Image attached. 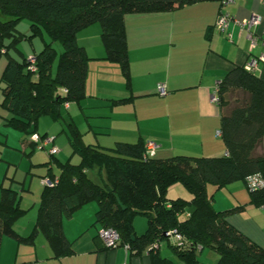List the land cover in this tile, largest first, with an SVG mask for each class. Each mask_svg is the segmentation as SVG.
Wrapping results in <instances>:
<instances>
[{"label": "trees", "instance_id": "obj_1", "mask_svg": "<svg viewBox=\"0 0 264 264\" xmlns=\"http://www.w3.org/2000/svg\"><path fill=\"white\" fill-rule=\"evenodd\" d=\"M200 1L210 0H0V53L7 54L8 48L21 37L39 34L43 39L42 49L32 55L34 71L24 57L17 60L8 56L4 64L0 74V106L8 113L3 118L4 125L28 137L31 154L36 142L30 140V135L47 136L37 131L38 118L48 116L58 121L62 105L77 103L85 97L91 58L76 41L79 30L93 23L100 26L103 59L119 65L128 86L125 17L166 12ZM22 19L30 22L28 36L16 30ZM56 42L60 51L53 47ZM215 96L221 112L220 136L227 152L221 156L149 157L144 155V141L140 140L118 141L109 147L85 144L81 132L70 122L67 140L71 155H77L79 160L61 161L55 154L48 155L47 161L40 164L46 167L42 178L57 177V182L51 186L42 184L34 226L28 235H20L13 227L15 220L26 212L19 204L20 193L11 186H0V244L3 237H10L18 244L30 245L40 233L53 258L71 255L72 242L63 233V220L94 202V224L118 233L116 247L127 245L128 252L135 255L147 251L151 264H175L161 256L158 249L148 250L155 242H168L164 232L170 229L185 237V247L168 242L182 264H203L196 252L206 247L218 254L215 264H264V247L227 221L229 214L243 206L216 210L212 194L207 192L208 184L217 190L234 181L245 182L253 173L264 177V79L244 65H236L217 83ZM95 167L102 184L88 175L87 171ZM175 184L182 186L190 197L168 199L167 192ZM248 191L250 203L264 205V187ZM138 215L146 219L141 234L135 232L133 225Z\"/></svg>", "mask_w": 264, "mask_h": 264}, {"label": "crops", "instance_id": "obj_2", "mask_svg": "<svg viewBox=\"0 0 264 264\" xmlns=\"http://www.w3.org/2000/svg\"><path fill=\"white\" fill-rule=\"evenodd\" d=\"M221 9L236 20L246 19L253 13L259 15L261 22L253 30L264 37V0H234ZM219 10L220 2L210 0L161 13L126 16L128 86L119 65L103 59L100 26L93 23L79 30L76 41L91 58L87 67L85 97L77 103L64 104L62 108L81 132L83 142L109 147L118 141L151 140L157 146L156 158L221 156L226 150L221 136L216 134L221 112L212 98L217 83L232 67L245 65L250 56L264 51V46L249 50L245 31L234 22L230 23L226 33L217 31L213 25ZM254 74L264 79V62L259 63ZM158 83L165 86V96L157 95ZM128 97L131 98L116 102ZM4 111L6 114L2 118L8 115ZM43 133L48 136L46 130ZM55 140L53 137V143ZM28 142L26 136L21 143L28 147ZM67 150L63 145L56 157L60 159L58 156ZM53 172L57 174L58 170ZM244 183H230V195L227 194L230 202L219 206L223 204H217L213 199V207L224 210L243 206L240 211L229 214L227 221L264 247V205L250 203ZM172 188L178 196L189 198V193L181 186ZM96 208L93 202L87 203L63 220V233L72 242L71 255L53 258L45 237L40 233L30 245L3 237L0 264H151L145 250L135 255L121 246L113 249L104 246L97 236L99 226L94 224ZM142 217L138 215L133 221L137 234L146 227V219ZM35 218L36 212L23 228L14 224V230L22 236L28 235ZM163 242L169 247L168 242ZM164 244H160L158 253L172 260L167 254H161L166 252Z\"/></svg>", "mask_w": 264, "mask_h": 264}, {"label": "rangeland", "instance_id": "obj_3", "mask_svg": "<svg viewBox=\"0 0 264 264\" xmlns=\"http://www.w3.org/2000/svg\"><path fill=\"white\" fill-rule=\"evenodd\" d=\"M29 25L30 22L28 20H19L16 24V30L22 35L28 36L31 33ZM43 38L45 41H48V38L45 35H43ZM42 47L43 39L39 34H34L30 38L21 37L17 42L14 43L13 46H10L8 48L7 54L3 52L0 53V74L6 60L8 59V56H11L17 60H21L22 57L28 59L30 56L38 53L42 49ZM53 47L57 51L61 50L60 44L57 42L53 44ZM55 66L56 62H54L53 64V71L55 69ZM4 114H6V112L0 106V185H11L13 189L20 193L21 199L19 204L21 208L26 209V212L18 217L15 220L14 224L20 225L21 228H23L28 222L31 215H34L37 211V206L40 200V192L42 188L41 179L46 172V167L40 164L47 161V150L49 147L47 146L44 149H38L36 147L35 150L31 152V154H28L30 151V147L24 146L21 143L26 136L23 133L13 130L12 128L4 125V119L2 118V115ZM60 116L61 118L58 121H53L48 116L39 117L36 122L37 131L39 133H43L46 130L48 137H54L56 140L53 144L59 149V151L63 148V145L68 148L67 151H63L58 156L61 160H65L66 158L70 157V161L72 158L71 162L76 163L79 159L75 154L70 156L71 146L67 140V131L69 130V123L71 122L69 118L70 115H68L67 111L61 107ZM53 171H56L55 167H53ZM87 172L92 180L99 184H102V179L100 177V174L98 173L97 167L93 168L92 170H88ZM11 180H13V182H11ZM239 181L244 183L242 180ZM229 184L217 190L213 185H207L208 194H212V197L214 201L217 202V204H223L219 206H224L227 204V202H230L229 197L227 196V194L230 195L228 188ZM177 185L179 184H175L173 186L177 187ZM243 187L246 193H248L245 183ZM182 189L184 188L182 187ZM184 191L186 190L184 189ZM166 197L168 199H175L179 196L177 193H174L173 188L171 190L170 187ZM214 201L213 204L215 206ZM217 204L216 206H218ZM190 208L191 207H188L189 210ZM142 219L144 218L142 217ZM162 243L164 244V242ZM163 249H165L166 252H161V254H167L168 256H170L175 264H182L177 259V257L172 254L170 246L168 247L166 243L164 244ZM196 254L198 261L203 264H215L218 260V254L215 252V250L208 247L204 248L202 251H197Z\"/></svg>", "mask_w": 264, "mask_h": 264}, {"label": "built area", "instance_id": "obj_4", "mask_svg": "<svg viewBox=\"0 0 264 264\" xmlns=\"http://www.w3.org/2000/svg\"><path fill=\"white\" fill-rule=\"evenodd\" d=\"M234 0H221L220 1V10L219 13L214 21V28L221 32L226 33L230 23H235L239 26V28L243 31H245L246 38L249 43V50H252L256 48L257 46H264V37H261L257 32H254L253 28L258 26L261 22V17L256 14H251L248 18L243 20H236L233 18L228 12L223 11L221 8L228 3H232ZM226 37L230 40L231 36L229 33L226 34ZM28 61L31 63L29 68L34 71V67L32 66V63L34 61V57L30 56L28 58ZM264 62V51L260 52L257 55H252L249 57V59L246 61L244 68L251 72H256L259 67V63ZM65 91V90H64ZM216 92V89H215ZM215 92L212 96L213 100L216 101ZM156 93L159 96H165L167 94V91L165 89V86L161 83H158L156 86ZM68 103H65V105ZM217 135H220V131H216ZM30 140L36 142V147L38 149H44L45 147H49L47 150L48 155H55L59 152L58 148L53 144V137H43L37 133H33L30 135ZM156 144L151 140L144 141V155L145 156H153L155 155V149ZM224 154H227L225 151ZM57 182V177H55L53 180H49L48 178H42L41 183L44 185H53ZM245 186L248 190L251 189H259L261 187H264V177H262L259 173H253L251 175H248L245 178ZM169 206V205H168ZM97 234L99 238L102 240L104 245L106 247H113L115 248L117 244L119 243V235L118 233L111 229V228H99L97 231ZM164 235L167 237V241L175 245L177 247H185L186 246V240L185 237L179 233L176 229H170L166 232H164ZM161 243L155 242L152 245L149 246V249H159ZM123 248L128 251V246L124 245ZM201 248L198 246L197 250H200ZM31 264H38L36 262H33Z\"/></svg>", "mask_w": 264, "mask_h": 264}]
</instances>
